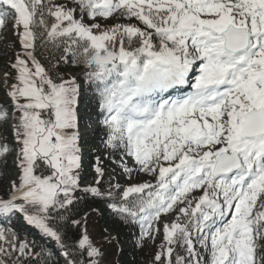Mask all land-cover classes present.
<instances>
[{"label":"snow or ice","instance_id":"obj_1","mask_svg":"<svg viewBox=\"0 0 264 264\" xmlns=\"http://www.w3.org/2000/svg\"><path fill=\"white\" fill-rule=\"evenodd\" d=\"M6 33L22 52L6 65L16 120L10 133L0 128V217L21 215L64 264H105L88 214L65 215L82 191L139 224L142 239L175 215L153 264H172L174 245L187 253L175 264H264V0H0V43ZM60 65L79 73L65 78ZM78 76L94 93L111 162L154 183L109 181L105 193L97 156L96 179L81 187ZM43 166L49 175L37 174ZM0 241V264H60L10 228Z\"/></svg>","mask_w":264,"mask_h":264},{"label":"trees","instance_id":"obj_2","mask_svg":"<svg viewBox=\"0 0 264 264\" xmlns=\"http://www.w3.org/2000/svg\"><path fill=\"white\" fill-rule=\"evenodd\" d=\"M109 23H111V21H109ZM7 34L10 35V40L5 43H0V71L9 73V75L7 76H9L13 80L15 72L10 71V69L6 67V65L10 63V60H12L13 52L16 51V53H20L22 52V49L20 48L18 43L15 44V47H10L9 45L11 44L14 37L11 33ZM2 47L4 48L2 49ZM4 53H8V55H4ZM38 58L41 59L42 63L44 62L43 57L38 56ZM70 68L74 69L79 67H75L72 65H60V74L63 75L65 78H68L69 76L67 75V70ZM80 80H83L82 76L79 77L78 82ZM5 81L9 82L10 79L6 78ZM5 104L6 103H4L3 99L0 97V106H4L8 113L13 112L11 108L7 107ZM0 128H6L9 133L11 132L8 122L6 125H0ZM81 142L84 141L80 140V143ZM108 151L110 150H106L104 148L100 149L98 145L94 144L91 141L86 143V163L83 166V169L80 174L81 187H85L88 184L94 182L95 178L92 177L90 170L92 164L96 162L97 156L100 157L103 168L112 163L111 158L108 157ZM37 174L49 175L50 171L46 168V166H43L37 170ZM103 180L104 183L102 184V186H100L101 191L107 193L111 189H109V183L104 177ZM4 184L6 187L7 182L5 181ZM113 191L117 192L116 189ZM0 194H2V192H0ZM74 195L76 197H79V199L74 201V204L70 207V212L65 213V215H70L71 218L79 220L82 219L85 214H88L87 225L92 224V226L89 228L90 237L94 242H103L104 250H106V261L109 260L108 262H110L111 264H144L141 261L140 256L133 251V248L130 245L131 243H133L130 222H123L115 213L112 212L111 209L107 207V203L105 202V200L93 197L91 195L86 196L82 191H77ZM53 215H55V213H53ZM1 218L2 228H10L19 240L27 241L30 245L35 244V251L38 252L41 250V248H43L46 253L52 254L53 259L59 258L60 264H63L61 250L58 248L55 242L43 237L39 233V231H37L31 225L27 224L21 215L17 214L16 216L10 218ZM60 223L66 224V231L69 235L74 234V238L79 237L80 229H77L72 226L70 220L60 221ZM106 228L114 232L116 237L112 238L111 240L104 239L108 237V233L106 231L104 232ZM123 240H126V242L129 243L130 246L127 249L118 250V247L120 246V243ZM2 243L4 242L0 241V244ZM6 246L7 245H5V247ZM196 247L197 250L200 252L201 256H203L206 261L208 257L206 253L207 251L202 249L198 244L196 245ZM154 254L155 253L153 252H149L145 255V257L146 259L151 260ZM176 255H181L187 258L186 251L183 248L174 245V252L171 257L172 264H175ZM13 259H15V256H13Z\"/></svg>","mask_w":264,"mask_h":264},{"label":"rangeland","instance_id":"obj_3","mask_svg":"<svg viewBox=\"0 0 264 264\" xmlns=\"http://www.w3.org/2000/svg\"><path fill=\"white\" fill-rule=\"evenodd\" d=\"M100 22L101 23H105V24L109 23V21H103V20H101ZM8 40H9V36H8ZM12 60H14V57H12ZM76 73H79V70H77V71L70 70L67 73V75L70 76V75L76 74ZM4 77H5L4 73L1 72L0 73V90H1L2 94L5 97V100H9L8 96L6 95V92L9 89V85L11 83H13V82H7V83L4 84ZM6 78L9 79L8 76H6ZM79 104H80V106H79L78 115L81 118L84 117L85 120H86L85 125H83L82 127L80 126L81 139H85V138H87L90 135V132L92 131V129L96 125V116L93 115L94 110L89 107V104H87L86 100L84 101V99L80 98ZM85 111H89V112L85 113ZM90 113H92V114H90ZM15 120H16V114H14L13 116L10 115L9 116V125L12 126V124L15 122ZM83 158H84V155H83ZM131 160L132 159L130 157H125V161H126V163L128 164L129 167H133L131 165ZM83 164H84V162H83ZM106 173L108 175H110V177H111L110 180L111 181H116L118 183L122 182V184H123L122 186L123 187H126L127 185H129L131 183H144V182H152V183H154V178L151 177V176H148V175H146L144 173L133 172L131 177H129L128 174L124 173L123 170H121L119 173L111 171V170H108ZM93 175H94V177H96L95 172L93 173ZM197 195H198V193H197ZM173 220H175V215H168V216L166 215V216H164L163 219H160V220H158V221H156L154 223L153 228L154 229L155 228H159V232H156L155 230L153 231V235L155 236V240L142 239L141 238V230H140L139 224L137 225L136 232L134 234L135 235V237H134V241H135L134 242L135 243L134 251L140 256V259H141V261L144 264H153V259L149 260V261H146L145 255L147 253H149V252L156 253L157 250L158 251L161 250V245H163L165 243L164 240H163V225L165 223H169L170 224ZM93 224H94V221H93ZM87 226H88V231H90L89 228L92 226V224H88ZM105 231L108 232L107 229H105L104 232ZM108 233L110 234L111 238L114 237V235L112 233H110V232H108ZM89 235H90V233H89ZM128 247H129V244L123 240L122 243L120 244V246L118 247V250L119 249H121V250L127 249ZM62 260L64 262V258L63 257H62ZM104 260H105V264H111L110 262H108L109 260L106 261V257L104 258Z\"/></svg>","mask_w":264,"mask_h":264}]
</instances>
